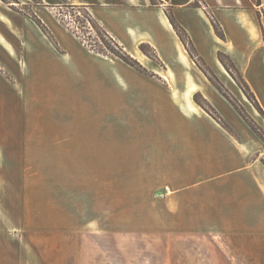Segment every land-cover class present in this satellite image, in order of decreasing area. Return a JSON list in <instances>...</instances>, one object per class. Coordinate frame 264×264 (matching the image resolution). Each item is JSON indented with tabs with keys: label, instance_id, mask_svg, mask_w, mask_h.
<instances>
[{
	"label": "rangeland",
	"instance_id": "374dc122",
	"mask_svg": "<svg viewBox=\"0 0 264 264\" xmlns=\"http://www.w3.org/2000/svg\"><path fill=\"white\" fill-rule=\"evenodd\" d=\"M85 1L0 0L20 45V83L2 69L20 107L0 103V253L20 234V264H246L230 245L264 241V102L174 26L195 65L163 25L160 52L132 53L96 16L115 1Z\"/></svg>",
	"mask_w": 264,
	"mask_h": 264
},
{
	"label": "crops",
	"instance_id": "0c3cea01",
	"mask_svg": "<svg viewBox=\"0 0 264 264\" xmlns=\"http://www.w3.org/2000/svg\"><path fill=\"white\" fill-rule=\"evenodd\" d=\"M114 1L98 3L96 16L122 45L128 43L132 46V53L144 42L161 51L157 37L159 25L175 36L179 50L184 51L185 45L180 42L166 12L171 11L210 68L222 70L224 66L220 54L227 56L243 74L258 100L264 102V0H200L201 6H196V0H165L162 7L152 6L149 0ZM85 3L94 6L93 0H86ZM4 24L10 25L11 20L0 5V103L7 107L9 101L15 100L19 108L20 98H15L8 91L9 82L3 78L2 69L12 71V74V68L16 69V79L20 83V45L8 39ZM44 42L42 49L50 52L55 61V46ZM36 59L43 61L44 58L38 55ZM15 238L13 242L4 240L0 264H20V234ZM230 250L246 264H264L263 240H257L254 245L241 243L239 247L231 244Z\"/></svg>",
	"mask_w": 264,
	"mask_h": 264
},
{
	"label": "trees",
	"instance_id": "16d2710c",
	"mask_svg": "<svg viewBox=\"0 0 264 264\" xmlns=\"http://www.w3.org/2000/svg\"><path fill=\"white\" fill-rule=\"evenodd\" d=\"M196 6H201L199 4H196ZM170 17V16H169ZM170 20L173 24V26L175 27L177 33L179 34V36L181 37V39L183 41H185V37L187 38V42L185 41V43H187V48L191 54V56L197 60V62L199 63L200 61H202V58L200 57V55L198 54L195 45L193 44L192 40L190 39L189 34L187 33V31L182 27V25H180L176 20H174L172 17H170ZM215 24V23H214ZM216 31L218 34H222L221 31L219 30V27L217 25H215ZM227 68L230 71H234L235 73L239 74L240 78H241V86L242 89H246L253 97H255V93L254 91L251 89L250 85L248 84V82L242 77V75H240L241 73L239 72V70L237 69V67L235 66V64L231 61V65H226Z\"/></svg>",
	"mask_w": 264,
	"mask_h": 264
},
{
	"label": "bare ground",
	"instance_id": "6f19581e",
	"mask_svg": "<svg viewBox=\"0 0 264 264\" xmlns=\"http://www.w3.org/2000/svg\"><path fill=\"white\" fill-rule=\"evenodd\" d=\"M8 46L10 47V45H8ZM183 52H185V57L195 65V63L192 61V59H191V57L189 56V53H188V51L186 50L185 47H184V51H183ZM141 54H142V53H139L138 57L141 59V61H145L144 55H143V54L141 55ZM160 73H161V72H160ZM194 85H195V83H194ZM198 91H202V92H203V89H202L200 86H194V87H192V90L189 91V93H188V96H189L190 101H191L192 103H195L197 106H198V104H197L196 101L194 100V98H193V94L196 93V92H198ZM204 91H205V90H204Z\"/></svg>",
	"mask_w": 264,
	"mask_h": 264
}]
</instances>
